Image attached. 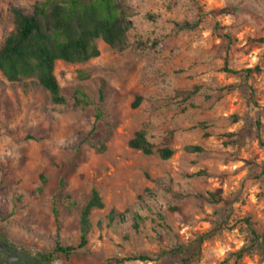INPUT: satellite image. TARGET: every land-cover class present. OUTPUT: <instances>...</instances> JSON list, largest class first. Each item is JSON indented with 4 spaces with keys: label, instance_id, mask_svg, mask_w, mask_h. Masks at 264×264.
<instances>
[{
    "label": "rangeland",
    "instance_id": "1",
    "mask_svg": "<svg viewBox=\"0 0 264 264\" xmlns=\"http://www.w3.org/2000/svg\"><path fill=\"white\" fill-rule=\"evenodd\" d=\"M41 1L0 0V48L14 30L11 9L31 13ZM119 2L137 13L129 47L99 39V57L58 61L66 104L34 80L13 84L0 73V232L33 254L75 247L80 205L96 189L104 208L91 216L88 245L54 264H264L251 234L264 237V0ZM227 54L229 69L261 74L225 73ZM100 88L116 124L103 154L88 138ZM79 93L91 105L78 104ZM142 129L173 156L131 150ZM60 176L77 206L58 205L55 217ZM111 210L124 222L109 224Z\"/></svg>",
    "mask_w": 264,
    "mask_h": 264
},
{
    "label": "trees",
    "instance_id": "2",
    "mask_svg": "<svg viewBox=\"0 0 264 264\" xmlns=\"http://www.w3.org/2000/svg\"><path fill=\"white\" fill-rule=\"evenodd\" d=\"M14 30L5 38L0 48V73L9 83H22L34 80L45 90L56 105L66 104L60 84L55 75V65L58 61L68 64H84L100 56L95 41L102 40L108 47L124 51L129 47L128 33L132 29V18L137 14L135 9L119 2V0H43L35 4L31 13H25L18 8H12ZM223 38L231 44L228 35ZM229 55L225 58L224 72L228 74H245L250 77L261 74L260 67L244 71H233L227 67ZM104 91L99 90V102L95 108L94 122L88 133L92 148L99 154L107 151L116 124L108 119L102 107ZM78 104L91 105L88 97L79 93ZM140 102L133 106L136 108ZM260 128V123H257ZM131 150L150 156L158 154L162 160L170 159L174 152L166 147L155 149L148 141L144 129L135 133L128 142ZM189 152H200V147H187ZM66 187L65 177L60 176L57 191L53 197V212L58 217L57 206L67 209L77 206V203L63 193ZM213 202H219L215 194H211ZM104 208L103 200L96 189H92L80 205L79 244L75 247H63L56 243L51 253L33 254L26 249L11 243L0 232V264H54L56 255L70 257L78 249L85 248L89 243L92 230L91 216L93 212ZM124 215L111 210L107 216L109 224L120 220ZM144 218L138 214L131 216L134 229H138ZM251 234L264 250V237L254 230ZM133 260L147 261L146 257Z\"/></svg>",
    "mask_w": 264,
    "mask_h": 264
}]
</instances>
